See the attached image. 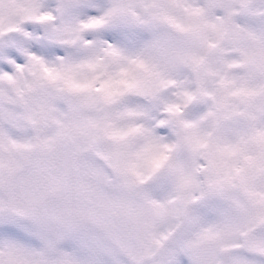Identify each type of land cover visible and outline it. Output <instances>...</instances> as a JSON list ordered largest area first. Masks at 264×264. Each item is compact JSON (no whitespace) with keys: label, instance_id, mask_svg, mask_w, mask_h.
<instances>
[{"label":"rangeland","instance_id":"374dc122","mask_svg":"<svg viewBox=\"0 0 264 264\" xmlns=\"http://www.w3.org/2000/svg\"><path fill=\"white\" fill-rule=\"evenodd\" d=\"M6 43L0 264L264 258V0H0Z\"/></svg>","mask_w":264,"mask_h":264},{"label":"snow or ice","instance_id":"6c2138e0","mask_svg":"<svg viewBox=\"0 0 264 264\" xmlns=\"http://www.w3.org/2000/svg\"><path fill=\"white\" fill-rule=\"evenodd\" d=\"M13 20L17 23H21V27L24 28L30 34L29 51L32 55H38L40 51L47 53H55L56 55L62 54V49L55 44L49 43L45 40L42 30L33 25L29 21L20 22L15 14H12ZM35 29V31H34ZM15 36L16 33H12ZM7 39V38H6ZM7 57L8 59H5ZM27 57L18 51L17 47L12 43H6V46L0 50V73H8L9 75L16 74V65H23L26 62ZM161 132L164 129H160ZM254 264H264V258L257 259Z\"/></svg>","mask_w":264,"mask_h":264},{"label":"flooded vegetation","instance_id":"af4514ba","mask_svg":"<svg viewBox=\"0 0 264 264\" xmlns=\"http://www.w3.org/2000/svg\"><path fill=\"white\" fill-rule=\"evenodd\" d=\"M7 211V210H6ZM106 237H107V235H105ZM112 241V243L114 244L113 245V249L117 252V254H119L120 255V257H125V253H124V251L121 249V247H120V245L117 243V241L116 240H111Z\"/></svg>","mask_w":264,"mask_h":264},{"label":"water","instance_id":"95a60500","mask_svg":"<svg viewBox=\"0 0 264 264\" xmlns=\"http://www.w3.org/2000/svg\"><path fill=\"white\" fill-rule=\"evenodd\" d=\"M36 264H56V262L48 257L41 256L37 259Z\"/></svg>","mask_w":264,"mask_h":264}]
</instances>
